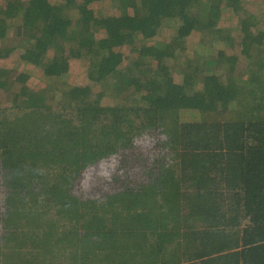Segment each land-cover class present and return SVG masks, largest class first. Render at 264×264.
Masks as SVG:
<instances>
[{"label": "trees", "instance_id": "obj_1", "mask_svg": "<svg viewBox=\"0 0 264 264\" xmlns=\"http://www.w3.org/2000/svg\"><path fill=\"white\" fill-rule=\"evenodd\" d=\"M249 1L0 0V264H264Z\"/></svg>", "mask_w": 264, "mask_h": 264}, {"label": "rangeland", "instance_id": "obj_2", "mask_svg": "<svg viewBox=\"0 0 264 264\" xmlns=\"http://www.w3.org/2000/svg\"><path fill=\"white\" fill-rule=\"evenodd\" d=\"M245 10L250 14L253 15L257 18V20H260L263 17V11H264V0H252L247 2V4L244 5ZM247 14V13H246ZM246 14H243V16H245ZM221 25H224L225 27H229L231 29V31L233 32V34L238 38L241 39V30H240V22L237 18V16L229 9H226L225 12L222 15L221 21H220ZM167 30L165 33L163 34H169V33H173V29H165ZM198 34H195L194 36H197ZM14 36V35H13ZM199 38H196L193 40L192 45L196 46L197 42H198ZM17 53H14V55H16ZM80 60L74 61L72 66H71V71L74 73L70 78H69V82H78L81 81L82 77L80 76L81 74H84V70L83 67L80 63ZM240 68H242V70L244 69L243 66L246 67L247 65V61L245 59V56H241L239 61H238ZM12 61L11 59L8 60V65L11 66ZM10 68V67H9ZM16 72H14V74H17V72L19 73V71H17L16 69H14ZM14 74H11V77L15 78L16 75L14 76ZM77 76V77H75ZM44 86V85H43ZM20 91V85L19 84H9L4 90L0 91V101L4 104V105H8V103L15 97V94H18V98L20 99L21 95L19 94ZM108 103V100H107ZM197 113H189L183 114V117L185 119H194L196 117ZM178 169L175 168L174 173H178Z\"/></svg>", "mask_w": 264, "mask_h": 264}]
</instances>
